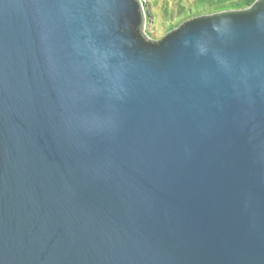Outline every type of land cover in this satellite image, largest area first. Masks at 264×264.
Returning <instances> with one entry per match:
<instances>
[{
    "label": "water",
    "instance_id": "1",
    "mask_svg": "<svg viewBox=\"0 0 264 264\" xmlns=\"http://www.w3.org/2000/svg\"><path fill=\"white\" fill-rule=\"evenodd\" d=\"M147 25L0 0V264H264V0Z\"/></svg>",
    "mask_w": 264,
    "mask_h": 264
},
{
    "label": "trees",
    "instance_id": "2",
    "mask_svg": "<svg viewBox=\"0 0 264 264\" xmlns=\"http://www.w3.org/2000/svg\"><path fill=\"white\" fill-rule=\"evenodd\" d=\"M257 0H173L162 7V21L159 15L148 10V25L154 24L160 30L161 37L177 28L184 21L205 14H213L229 10H243L250 8ZM147 9L148 4H147ZM153 36L152 33H149Z\"/></svg>",
    "mask_w": 264,
    "mask_h": 264
},
{
    "label": "rangeland",
    "instance_id": "3",
    "mask_svg": "<svg viewBox=\"0 0 264 264\" xmlns=\"http://www.w3.org/2000/svg\"><path fill=\"white\" fill-rule=\"evenodd\" d=\"M166 1H168L169 3H173V0H146L148 4L149 12L157 13V15H159V21H162L161 20L162 7ZM147 31H149V33H152L153 37H155L156 39L161 38V32L160 30H157L154 24L147 25Z\"/></svg>",
    "mask_w": 264,
    "mask_h": 264
}]
</instances>
